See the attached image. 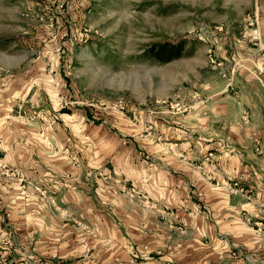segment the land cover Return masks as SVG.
<instances>
[{"label":"rangeland","instance_id":"1","mask_svg":"<svg viewBox=\"0 0 264 264\" xmlns=\"http://www.w3.org/2000/svg\"><path fill=\"white\" fill-rule=\"evenodd\" d=\"M238 97L264 165V0H0V264H264V193L215 156ZM183 153L204 178L158 199Z\"/></svg>","mask_w":264,"mask_h":264},{"label":"crops","instance_id":"2","mask_svg":"<svg viewBox=\"0 0 264 264\" xmlns=\"http://www.w3.org/2000/svg\"><path fill=\"white\" fill-rule=\"evenodd\" d=\"M231 103L233 109H237V113L231 117L221 120L222 129L215 133V139L220 147L216 148V159L220 167L219 171L226 180L237 179L248 186H252L258 196H263L264 193V165L261 164L263 156L254 148L252 142L246 137L245 131H249L252 120H244L243 113L248 108L241 97L235 98V101L226 102L225 108ZM221 104H216L220 106ZM229 122V123H228ZM221 126V125H220ZM214 138H207V141H212ZM185 153V151H184ZM178 154L175 158L167 162V166L158 168L156 174L152 176V184L149 187L153 190V194L158 199L176 196L175 188L181 187L189 189L187 179L192 176H198L195 179L204 178L201 171L192 168V163H186L178 160L177 157H188L185 154ZM193 152L189 153L192 157ZM215 154V152H214ZM213 155V153H212ZM201 156H198V158ZM177 159V160H176ZM203 168L208 169L206 161H198ZM178 179L179 183L176 181ZM222 181L226 183L227 181ZM195 181V180H194ZM201 182V181H200ZM198 182L201 188L207 189L206 184ZM183 183V184H181ZM196 183V181L194 182ZM195 185V184H194ZM197 185V184H196ZM195 185V186H196ZM203 186V187H202ZM180 188V189H181ZM215 198H227L228 202L233 200L232 195L229 197L227 189L224 187H214ZM165 190H167L165 192ZM170 195V196H169ZM172 195V196H171ZM237 198V197H235ZM185 203V202H184Z\"/></svg>","mask_w":264,"mask_h":264},{"label":"trees","instance_id":"3","mask_svg":"<svg viewBox=\"0 0 264 264\" xmlns=\"http://www.w3.org/2000/svg\"><path fill=\"white\" fill-rule=\"evenodd\" d=\"M185 46L184 41L178 43L159 42L150 48V53L159 62L166 63L181 57L186 50Z\"/></svg>","mask_w":264,"mask_h":264}]
</instances>
